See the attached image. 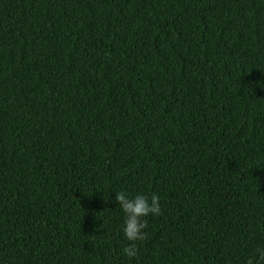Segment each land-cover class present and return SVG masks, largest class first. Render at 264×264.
Returning a JSON list of instances; mask_svg holds the SVG:
<instances>
[{
	"label": "trees",
	"instance_id": "trees-1",
	"mask_svg": "<svg viewBox=\"0 0 264 264\" xmlns=\"http://www.w3.org/2000/svg\"><path fill=\"white\" fill-rule=\"evenodd\" d=\"M121 191L161 208L131 258ZM257 249L264 0H0V264Z\"/></svg>",
	"mask_w": 264,
	"mask_h": 264
},
{
	"label": "clouds",
	"instance_id": "clouds-1",
	"mask_svg": "<svg viewBox=\"0 0 264 264\" xmlns=\"http://www.w3.org/2000/svg\"><path fill=\"white\" fill-rule=\"evenodd\" d=\"M115 201L120 205L125 214L123 232L125 238L132 242L123 249L127 257H135L137 255L136 241H143L147 238V221L143 219L149 214L160 215L161 208L159 204V196L153 194L151 198L143 194H137L134 197H129L124 191L118 192L115 195ZM258 258L255 259V264H264V249H257ZM247 264H254L253 258L247 260Z\"/></svg>",
	"mask_w": 264,
	"mask_h": 264
}]
</instances>
